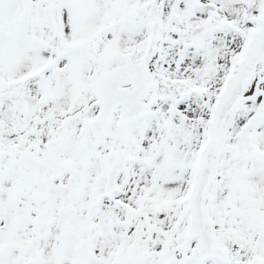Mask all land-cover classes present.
I'll return each mask as SVG.
<instances>
[{
	"label": "snow or ice",
	"instance_id": "1",
	"mask_svg": "<svg viewBox=\"0 0 264 264\" xmlns=\"http://www.w3.org/2000/svg\"><path fill=\"white\" fill-rule=\"evenodd\" d=\"M0 264H264V0H0Z\"/></svg>",
	"mask_w": 264,
	"mask_h": 264
}]
</instances>
